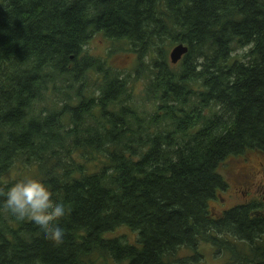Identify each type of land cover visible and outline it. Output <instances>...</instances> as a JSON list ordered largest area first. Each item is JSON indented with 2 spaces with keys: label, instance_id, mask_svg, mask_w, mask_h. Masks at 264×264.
<instances>
[{
  "label": "trees",
  "instance_id": "1",
  "mask_svg": "<svg viewBox=\"0 0 264 264\" xmlns=\"http://www.w3.org/2000/svg\"><path fill=\"white\" fill-rule=\"evenodd\" d=\"M249 160L264 170V0H0V190L24 171L67 209L55 245L0 204V264L192 263L201 243L264 264V203L210 208L255 182Z\"/></svg>",
  "mask_w": 264,
  "mask_h": 264
},
{
  "label": "clouds",
  "instance_id": "2",
  "mask_svg": "<svg viewBox=\"0 0 264 264\" xmlns=\"http://www.w3.org/2000/svg\"><path fill=\"white\" fill-rule=\"evenodd\" d=\"M0 204L17 221H29L44 239L59 245L63 242L64 229L60 221L67 209L62 202L54 201L48 186L40 179L24 175L0 190Z\"/></svg>",
  "mask_w": 264,
  "mask_h": 264
},
{
  "label": "rangeland",
  "instance_id": "3",
  "mask_svg": "<svg viewBox=\"0 0 264 264\" xmlns=\"http://www.w3.org/2000/svg\"><path fill=\"white\" fill-rule=\"evenodd\" d=\"M122 46H123V42H122ZM88 49L91 51L92 54H93V51L98 52V53L100 52L102 54V56H104V57H106L111 51L118 53V56H116L114 59H110L109 63L116 62L117 64H119V68L121 70H123L124 72H126V73L131 72V74L133 73L134 65H135V59L131 55H129L127 52H117V50H120V49H118L116 47L115 43L101 44L99 42V39L95 38V39H93L92 43L88 46ZM117 73L120 74L119 71ZM123 76H126V75H123ZM88 82L92 83V80L89 79ZM142 82L143 81H140L137 79V80H135L134 85H136V87L139 88V86L142 84ZM56 97H57L56 94H52L48 89L43 95L44 101L43 102L37 101V103H35L33 105V107L38 108V107L43 106V105H49L52 101L56 100ZM227 162H229V161H225L221 165L219 171H220L221 175L225 178L227 183H229L230 178L232 177V165L227 163ZM243 167H248V168L256 167L258 169L257 173L254 177L255 182L252 185L247 187V183L250 180L242 179V178H240V176H238L237 177V184H238V187L241 188L239 190L238 194L234 190L233 194L231 195V197H232L231 199L223 198L222 196H219V200H217V201L213 200L218 205L221 206V207H218L217 205H215L216 211L222 210L226 206H229L235 202H240L244 198V194L246 196H248L249 200L256 199L258 202L262 201L264 203V170H261L257 166V163L255 161H250V160L248 162H246L243 165ZM13 173H14L15 177L26 175V172L18 171L16 169L13 171ZM241 186H244V187H241ZM210 212L214 215V213L211 210H210ZM261 215L264 216V213H261ZM124 232H126V231H124ZM229 237L233 242H235V239L232 236H229ZM262 240L264 241V234L262 235ZM198 250H199V252H198L199 255L201 254L202 257L197 259L196 261L190 263V264H226L227 263V260H226L227 254L226 253L220 254V253H216V252L214 253L213 247H211V245H209L207 243L206 244L201 243L198 246ZM182 256H184L185 258L190 257L187 255V253L181 254L180 257H182Z\"/></svg>",
  "mask_w": 264,
  "mask_h": 264
},
{
  "label": "water",
  "instance_id": "4",
  "mask_svg": "<svg viewBox=\"0 0 264 264\" xmlns=\"http://www.w3.org/2000/svg\"><path fill=\"white\" fill-rule=\"evenodd\" d=\"M185 51H187V47H185V46H183V47H179V48H177V46L176 47H174L173 49H172V56L173 57H175V58H178L179 57V55L181 54V53H184Z\"/></svg>",
  "mask_w": 264,
  "mask_h": 264
},
{
  "label": "bare ground",
  "instance_id": "5",
  "mask_svg": "<svg viewBox=\"0 0 264 264\" xmlns=\"http://www.w3.org/2000/svg\"><path fill=\"white\" fill-rule=\"evenodd\" d=\"M176 47V46H175ZM179 47H183V45L182 44H179V45H177V48H179ZM174 48V47H173ZM172 48V49H173ZM172 49H171V51H170V54H169V58H170V61H171V63L172 64H176L180 59H181V57L187 52V51H185L184 53H181L180 55H179V57L178 58H175V57H173L171 54H172Z\"/></svg>",
  "mask_w": 264,
  "mask_h": 264
},
{
  "label": "flooded vegetation",
  "instance_id": "6",
  "mask_svg": "<svg viewBox=\"0 0 264 264\" xmlns=\"http://www.w3.org/2000/svg\"><path fill=\"white\" fill-rule=\"evenodd\" d=\"M252 176H253V174H252ZM214 202H215V201H214ZM214 202H213V203H214ZM221 211H222V210H221Z\"/></svg>",
  "mask_w": 264,
  "mask_h": 264
}]
</instances>
